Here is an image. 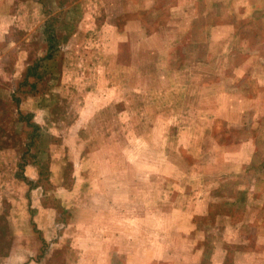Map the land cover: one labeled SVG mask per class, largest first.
Listing matches in <instances>:
<instances>
[{
  "label": "rangeland",
  "instance_id": "rangeland-1",
  "mask_svg": "<svg viewBox=\"0 0 264 264\" xmlns=\"http://www.w3.org/2000/svg\"><path fill=\"white\" fill-rule=\"evenodd\" d=\"M0 264H264V0H0Z\"/></svg>",
  "mask_w": 264,
  "mask_h": 264
}]
</instances>
